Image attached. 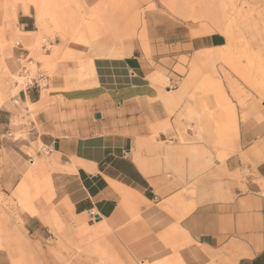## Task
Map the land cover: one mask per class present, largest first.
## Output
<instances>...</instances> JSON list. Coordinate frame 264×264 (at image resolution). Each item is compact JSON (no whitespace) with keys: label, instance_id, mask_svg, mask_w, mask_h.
<instances>
[{"label":"crops","instance_id":"crops-1","mask_svg":"<svg viewBox=\"0 0 264 264\" xmlns=\"http://www.w3.org/2000/svg\"><path fill=\"white\" fill-rule=\"evenodd\" d=\"M22 5L26 11L27 3ZM20 17V25L28 27L30 14ZM35 41L18 37L28 46ZM163 43L184 45L179 39L163 38ZM186 44L199 51L223 47L224 41L214 33ZM94 58L79 62L77 88L46 94L39 76L18 95L33 115L29 125L41 145L37 156L46 155L43 183L51 198V206L26 215L27 233L45 241L58 219L66 227L104 224L142 263L264 264V100L258 104L253 94L255 100L242 107L223 78L232 110L227 113L226 106L218 109L213 102L212 127L231 119L234 139L219 159L211 147L215 138H208L202 159L195 122L183 119V104L175 110L174 126L169 119L178 131L173 136L162 131L169 115L157 99V79L150 76L155 70L132 46L116 57ZM171 92L179 96L178 87L166 90ZM13 117L9 108H0V152L16 175L31 144L12 136L20 129ZM0 264H8L2 249Z\"/></svg>","mask_w":264,"mask_h":264},{"label":"rangeland","instance_id":"rangeland-1","mask_svg":"<svg viewBox=\"0 0 264 264\" xmlns=\"http://www.w3.org/2000/svg\"><path fill=\"white\" fill-rule=\"evenodd\" d=\"M22 13L31 16L26 28L20 25ZM26 29L33 32L26 34ZM214 33L223 36V47L195 51L186 44ZM25 35L36 40L34 45L18 42ZM163 38L179 39L184 45H165ZM130 46L155 70L150 76L157 79V99L169 115L162 131L172 136L178 131L172 128L174 115L183 104V119L195 122L202 159L208 138H215L211 147L219 159L234 139L231 119L212 127L213 102L218 109L226 106L227 113L232 110L225 88L242 107L255 100L253 94L258 104L264 100V0H0V108H9L13 123L20 127L12 136L31 144L16 175L0 152V249L6 252L8 264H146L134 259L126 242L104 224L66 227L58 219L50 225L52 237L45 241L34 240L24 228L26 215L35 207L51 206V198L43 183L42 170L48 175L42 165L46 155L37 156L41 145L38 139L35 143L29 125L33 115L17 100L20 90L39 76L46 94L77 88L79 62L116 57ZM63 47L83 54L72 55ZM177 87L179 96L166 93ZM20 186L24 188L18 195Z\"/></svg>","mask_w":264,"mask_h":264},{"label":"bare ground","instance_id":"bare-ground-1","mask_svg":"<svg viewBox=\"0 0 264 264\" xmlns=\"http://www.w3.org/2000/svg\"><path fill=\"white\" fill-rule=\"evenodd\" d=\"M120 23L123 24L122 21H121ZM226 38L229 40L230 43H232V42H231L232 38H231V35H229V32H228V31H227V33H226ZM262 73H263V72H262Z\"/></svg>","mask_w":264,"mask_h":264},{"label":"water","instance_id":"water-1","mask_svg":"<svg viewBox=\"0 0 264 264\" xmlns=\"http://www.w3.org/2000/svg\"><path fill=\"white\" fill-rule=\"evenodd\" d=\"M100 117H101L100 113H96V114H95V118H96V119H100Z\"/></svg>","mask_w":264,"mask_h":264},{"label":"trees","instance_id":"trees-1","mask_svg":"<svg viewBox=\"0 0 264 264\" xmlns=\"http://www.w3.org/2000/svg\"><path fill=\"white\" fill-rule=\"evenodd\" d=\"M29 30V29H28Z\"/></svg>","mask_w":264,"mask_h":264}]
</instances>
